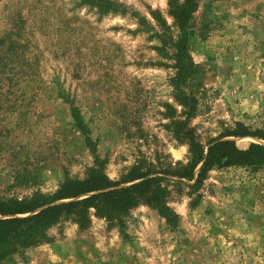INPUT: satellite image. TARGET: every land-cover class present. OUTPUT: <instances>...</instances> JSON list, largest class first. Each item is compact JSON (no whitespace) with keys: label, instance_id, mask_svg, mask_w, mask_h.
Instances as JSON below:
<instances>
[{"label":"rangeland","instance_id":"obj_1","mask_svg":"<svg viewBox=\"0 0 264 264\" xmlns=\"http://www.w3.org/2000/svg\"><path fill=\"white\" fill-rule=\"evenodd\" d=\"M96 1L105 12L0 0V200L50 196L97 171L115 188L162 177L178 218L146 201L123 217L67 215L14 264H264V166L216 168L197 188L168 175L192 158L187 133L206 153L221 138L264 145L228 136L264 132V0H198L190 117L173 87L170 3L184 0Z\"/></svg>","mask_w":264,"mask_h":264},{"label":"trees","instance_id":"obj_2","mask_svg":"<svg viewBox=\"0 0 264 264\" xmlns=\"http://www.w3.org/2000/svg\"><path fill=\"white\" fill-rule=\"evenodd\" d=\"M85 4L105 7L96 0H81ZM102 1V0H101ZM170 13L178 28L174 44L176 51V74L173 87L176 97L182 104L191 106L188 117L193 114L194 105L185 94L184 86L194 73V63L188 50L190 26L193 14L198 9V0H184L182 3H170ZM74 119L79 127L81 120L75 111ZM192 158L180 171L170 172L171 176L194 182L197 188L208 173L216 168L264 166V145L250 143L241 149L235 141L221 138L210 144L208 151L189 133ZM234 137H255L264 140V132L242 128L231 133ZM143 177L130 179L125 183H134ZM100 172H93L84 180H69L56 193L48 196L36 193L24 201L0 200V264H14L16 255L25 249L37 247L50 241V230L67 215L86 217L90 210L96 209L98 215L111 218L123 217L136 208L142 201L148 202L167 221L174 222L178 216L168 206L166 190L162 177L144 179L129 187L115 188ZM97 193L83 199L82 196ZM72 200V201H70ZM68 201V202H64Z\"/></svg>","mask_w":264,"mask_h":264}]
</instances>
